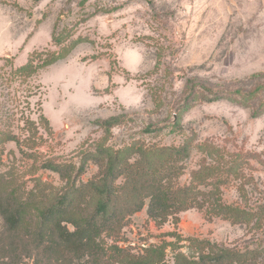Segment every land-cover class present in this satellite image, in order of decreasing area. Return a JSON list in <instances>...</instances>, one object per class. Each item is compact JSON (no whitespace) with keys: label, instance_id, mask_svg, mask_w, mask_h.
Listing matches in <instances>:
<instances>
[{"label":"rangeland","instance_id":"obj_1","mask_svg":"<svg viewBox=\"0 0 264 264\" xmlns=\"http://www.w3.org/2000/svg\"><path fill=\"white\" fill-rule=\"evenodd\" d=\"M47 50L67 56L12 77ZM261 84L264 0H0V174L50 202L65 183L43 165L84 166L76 204L88 206L83 185L101 172L99 148L133 147V163L138 147L188 145L178 183L199 186L204 207L160 224L146 206L105 239L106 255L75 264H179L208 252L196 241L264 248V90L234 101ZM112 117V128L99 124ZM212 191L233 218L206 212Z\"/></svg>","mask_w":264,"mask_h":264},{"label":"trees","instance_id":"obj_2","mask_svg":"<svg viewBox=\"0 0 264 264\" xmlns=\"http://www.w3.org/2000/svg\"><path fill=\"white\" fill-rule=\"evenodd\" d=\"M53 41L61 43L59 36H53ZM64 52L47 50L34 53L25 65L14 69L11 75L25 80L31 78L64 59L67 56ZM253 77L262 78L263 75ZM263 90L264 85L261 84L248 95H242V99L236 98L234 101L247 102ZM40 118L49 125L44 115ZM118 122L119 117H112L99 124L110 129ZM3 136V143L15 142L21 146V141L15 135ZM133 149L103 147L92 154L102 160L99 176L83 185L88 191L87 195H83L88 206L76 204L79 193L77 181L85 170L84 166L54 162L43 165L45 169L59 174L65 183L63 194L50 202L45 199L41 187L36 185L26 193L16 179L0 174V218L3 221L0 229V264H29L32 259L33 264H75L86 258L99 260L107 254L105 239L118 235L127 224V219L146 206L149 217L160 224L181 212L204 207L203 203L207 201L202 198L207 194L199 186L194 183L182 186L178 183L186 167L183 162L190 156L188 145L138 147L139 158L132 163L126 159V154ZM1 155L0 151V163ZM199 174L200 171L193 174L194 181ZM119 180L120 183H117ZM215 194L218 195L212 191L209 195ZM217 198L213 201V208L206 212L233 218L234 209L223 205L220 195ZM196 242L197 246L208 249V252H201L199 258L193 261L181 257L179 264H263L264 248L230 250L207 241Z\"/></svg>","mask_w":264,"mask_h":264}]
</instances>
